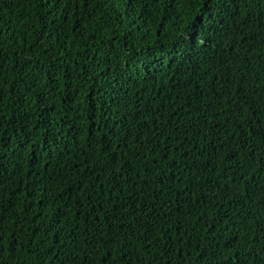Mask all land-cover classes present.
<instances>
[{
    "label": "trees",
    "instance_id": "16d2710c",
    "mask_svg": "<svg viewBox=\"0 0 264 264\" xmlns=\"http://www.w3.org/2000/svg\"><path fill=\"white\" fill-rule=\"evenodd\" d=\"M264 0H0V264H262Z\"/></svg>",
    "mask_w": 264,
    "mask_h": 264
},
{
    "label": "snow or ice",
    "instance_id": "6c2138e0",
    "mask_svg": "<svg viewBox=\"0 0 264 264\" xmlns=\"http://www.w3.org/2000/svg\"><path fill=\"white\" fill-rule=\"evenodd\" d=\"M260 252H261L262 255H264V242L261 243ZM262 264H264V261H262Z\"/></svg>",
    "mask_w": 264,
    "mask_h": 264
}]
</instances>
